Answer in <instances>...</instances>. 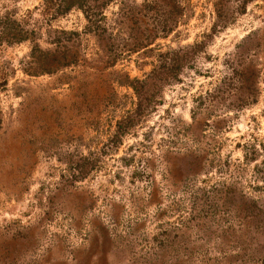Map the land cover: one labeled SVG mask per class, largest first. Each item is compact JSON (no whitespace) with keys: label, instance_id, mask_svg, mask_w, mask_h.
I'll use <instances>...</instances> for the list:
<instances>
[{"label":"rangeland","instance_id":"1","mask_svg":"<svg viewBox=\"0 0 264 264\" xmlns=\"http://www.w3.org/2000/svg\"><path fill=\"white\" fill-rule=\"evenodd\" d=\"M57 3L0 0V264H264V0Z\"/></svg>","mask_w":264,"mask_h":264},{"label":"trees","instance_id":"2","mask_svg":"<svg viewBox=\"0 0 264 264\" xmlns=\"http://www.w3.org/2000/svg\"><path fill=\"white\" fill-rule=\"evenodd\" d=\"M80 0H58L57 6L59 9V12H66L72 7L79 6ZM249 0H242L241 7H243L244 3H246ZM52 0H44L45 6L51 5ZM57 11V10H56ZM7 37L2 36V40L5 42V44H9V41L11 39L8 37V34L6 33Z\"/></svg>","mask_w":264,"mask_h":264}]
</instances>
